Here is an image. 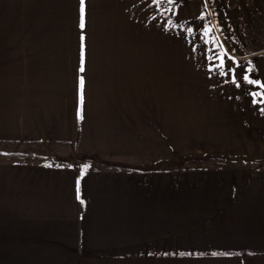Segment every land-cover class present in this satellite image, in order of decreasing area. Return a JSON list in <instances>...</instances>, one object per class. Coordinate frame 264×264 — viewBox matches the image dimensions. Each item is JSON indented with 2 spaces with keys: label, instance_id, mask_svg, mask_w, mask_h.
Listing matches in <instances>:
<instances>
[{
  "label": "crops",
  "instance_id": "1",
  "mask_svg": "<svg viewBox=\"0 0 264 264\" xmlns=\"http://www.w3.org/2000/svg\"><path fill=\"white\" fill-rule=\"evenodd\" d=\"M98 3L121 18L100 50L0 52V142L81 156L0 159V264H264V70L251 61L264 48L220 29V109L178 111L160 92L177 75L160 0ZM192 149H220V166L178 169Z\"/></svg>",
  "mask_w": 264,
  "mask_h": 264
},
{
  "label": "rangeland",
  "instance_id": "2",
  "mask_svg": "<svg viewBox=\"0 0 264 264\" xmlns=\"http://www.w3.org/2000/svg\"><path fill=\"white\" fill-rule=\"evenodd\" d=\"M168 1L171 3L166 8ZM175 1V6H172ZM86 2L83 0L82 4L79 0H0V52L27 43L68 50V46L76 44L77 39L79 43L86 42L91 51L100 50L97 48H102L110 38L107 31L116 28L121 18L119 14L112 17V20L106 18L107 9H104V6L110 7L109 5L100 4L98 0ZM262 7L264 8V0H160L161 23H165L164 18H171L172 30V37L162 36L160 45L177 46H174L176 51L171 53L177 60V75L175 80L162 78L160 92L177 96L178 111L220 109V72L216 75L220 69L216 59V54H220V44L217 45L220 42V29L228 28L239 32L244 36L242 47L248 48L249 51L264 48ZM167 12L169 14H165ZM174 17L175 19H172ZM111 22L112 26H108ZM207 29L211 31L206 33ZM48 34H52L53 38L47 39ZM206 39L214 43H205ZM200 46L208 48L203 50ZM261 54L260 57L251 59L259 71L264 70V52ZM213 64L216 67L210 70ZM194 119L201 120L199 116ZM195 129L198 130L194 126L192 130ZM192 130L189 131L190 135L197 133ZM58 147L52 142H0V159L37 157L44 162L59 164L77 162L81 157L62 155L58 152ZM82 157L88 161L90 167L105 163L94 156ZM177 157L178 169H197L201 167L200 162L203 160L211 162L210 167L220 166V149H192L186 153H178Z\"/></svg>",
  "mask_w": 264,
  "mask_h": 264
},
{
  "label": "snow or ice",
  "instance_id": "3",
  "mask_svg": "<svg viewBox=\"0 0 264 264\" xmlns=\"http://www.w3.org/2000/svg\"><path fill=\"white\" fill-rule=\"evenodd\" d=\"M82 4H83V0H82ZM81 12H82V16H81V27H83V7L81 8ZM189 31H191V29H189ZM211 29H207L206 30V33L207 32H210ZM209 42H213L214 41H210L208 39L205 40V43H209ZM211 60V58H209ZM216 59L219 61V66L220 67H223L224 64H223V56L222 54H216ZM216 67L215 64H213V68H210V70H213L214 68ZM229 73H231V79H232V82L237 86V87H241L242 86V83L240 81L237 80L236 78V74H235V68H228L226 72L222 73L224 75H228ZM243 80L244 81H247L248 83H254V81H252L247 75H245L243 77ZM261 87H264V85H261ZM264 95V94H262ZM255 102V101H254Z\"/></svg>",
  "mask_w": 264,
  "mask_h": 264
},
{
  "label": "trees",
  "instance_id": "4",
  "mask_svg": "<svg viewBox=\"0 0 264 264\" xmlns=\"http://www.w3.org/2000/svg\"><path fill=\"white\" fill-rule=\"evenodd\" d=\"M256 1V0H255ZM263 8V7H262ZM264 11V8L262 9ZM97 157V156H96Z\"/></svg>",
  "mask_w": 264,
  "mask_h": 264
}]
</instances>
